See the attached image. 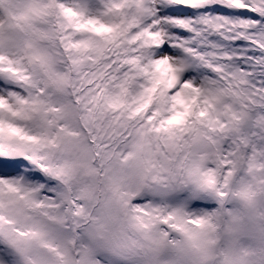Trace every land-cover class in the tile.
<instances>
[{
    "label": "snow or ice",
    "instance_id": "1",
    "mask_svg": "<svg viewBox=\"0 0 264 264\" xmlns=\"http://www.w3.org/2000/svg\"><path fill=\"white\" fill-rule=\"evenodd\" d=\"M0 264H264V0H0Z\"/></svg>",
    "mask_w": 264,
    "mask_h": 264
}]
</instances>
